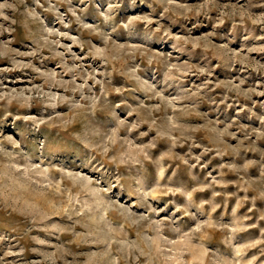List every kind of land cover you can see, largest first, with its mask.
Instances as JSON below:
<instances>
[{
    "label": "rangeland",
    "instance_id": "obj_1",
    "mask_svg": "<svg viewBox=\"0 0 264 264\" xmlns=\"http://www.w3.org/2000/svg\"><path fill=\"white\" fill-rule=\"evenodd\" d=\"M0 264H264V0H0Z\"/></svg>",
    "mask_w": 264,
    "mask_h": 264
}]
</instances>
